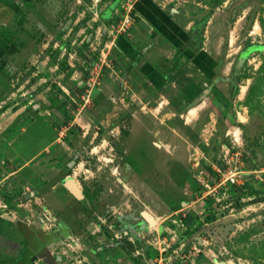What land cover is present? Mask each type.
Masks as SVG:
<instances>
[{"label":"rangeland","instance_id":"374dc122","mask_svg":"<svg viewBox=\"0 0 264 264\" xmlns=\"http://www.w3.org/2000/svg\"><path fill=\"white\" fill-rule=\"evenodd\" d=\"M139 1L0 0V264H27L23 225L56 238L54 264H264V0H150L205 100L157 114L120 86ZM68 178L69 230L49 207Z\"/></svg>","mask_w":264,"mask_h":264},{"label":"crops","instance_id":"0c3cea01","mask_svg":"<svg viewBox=\"0 0 264 264\" xmlns=\"http://www.w3.org/2000/svg\"><path fill=\"white\" fill-rule=\"evenodd\" d=\"M132 9L134 11L131 12V15L134 18L132 32L126 36L125 42L120 43V46L125 50L126 54L121 53L119 55L120 59H122L125 64V68H123L125 69V71L128 70L125 80H130V82L122 81L123 84L121 85L120 83V86L130 83V86L128 88L132 90L133 99H135L134 104H142V106H145V104H147V109L151 111V113L157 114L160 113V111L162 112L161 103L163 102V100L165 102L169 101V103H183L187 101L195 105L193 107L194 110L201 109L205 100H202L200 102L198 101V99L196 100V97L199 95L200 87L197 85H193L192 82H189L186 79L184 72L181 71V68L178 67L177 69H173L175 60L178 57L177 55L179 53V49L181 48V46H183L184 42L187 41L184 34L177 32L176 26L169 20L168 17H163L162 10L156 8L150 0H140ZM142 21L146 22V24L150 26V31L145 30L141 26L140 23ZM179 60L180 63L184 61L182 57ZM197 61H199L200 66L201 64H203V67L206 68V71L209 72V69H207V66H209V62L204 57L197 55L196 62ZM143 88L146 89L147 93L146 91H143ZM138 101L141 102L138 103ZM155 102H157L158 105L156 107H153V109H149V105ZM142 106L140 107V110L144 108ZM132 116L134 120L133 126H135L136 121L138 120V114L134 113L132 114ZM147 120L148 123H150V119L144 118L142 124L140 123V127L146 128V130L148 131L150 124H148L149 126L147 125ZM133 129L134 131L136 130V133L134 134L133 131L132 136H130L131 140L133 139V142L134 139L139 135L146 137L149 135L146 130H143V132L141 131V133L140 131H137L138 128L136 129V127H133ZM198 178L199 177L196 176V179ZM65 181H62L60 185H55V187L53 188L55 189L54 191L56 194L50 195L49 202L51 205L49 207L51 212H58L59 214L56 219V222L58 221V228L64 227L69 230V226L72 225L69 224L71 222V219L69 218V215H64L63 212L67 208L68 203L72 201L73 197L75 198V196L64 186ZM193 183H196L197 185L196 180ZM83 198L84 196L82 194V199ZM17 230L19 235L25 242V245L20 250V258L22 259V255H24V257L27 256V253L33 255L30 250V252H27L26 248L28 247V244H30L34 248L30 241L32 239H35V236L38 235L36 233V230H32L29 227L27 228V226L24 225ZM26 234L32 235L30 241H28L29 239H27ZM61 234L67 236L66 238H68V240H73L75 237L72 233H69L66 230H62ZM43 235L51 237L46 233ZM52 238L56 242L53 247L54 249L52 250L53 254L54 250L57 248V240L53 236ZM73 247L74 249H81L83 248V245H79L74 242ZM100 249L102 250V252H104L105 248L101 247ZM58 256L60 255L58 254L54 257ZM35 259L36 258L33 257V260ZM62 259L63 258L61 257V260ZM61 260H57L56 262H59Z\"/></svg>","mask_w":264,"mask_h":264},{"label":"water","instance_id":"95a60500","mask_svg":"<svg viewBox=\"0 0 264 264\" xmlns=\"http://www.w3.org/2000/svg\"><path fill=\"white\" fill-rule=\"evenodd\" d=\"M85 3H90L91 1L93 0H83ZM141 26L147 30V31H150L151 28L148 24H146V22L142 21L141 23ZM256 50L258 51H263L264 52V46H260L258 48H256ZM75 181L72 179V178H69L68 180H66L64 182V186L78 199H82V196H81V192L80 189H78V186H77V189L76 187L74 188L75 186ZM77 185V184H76ZM147 220H150L148 221L152 226L155 224L153 218H151V216H145ZM10 220H13V218H10ZM132 234H135L136 230L131 227V226H126ZM56 244L55 240L52 241V243L48 246V247H42V251L43 253H38L37 254V258L38 259H43L47 264H54L57 260H61V257L58 256V257H54L53 254H52V250L54 249V245Z\"/></svg>","mask_w":264,"mask_h":264},{"label":"flooded vegetation","instance_id":"af4514ba","mask_svg":"<svg viewBox=\"0 0 264 264\" xmlns=\"http://www.w3.org/2000/svg\"><path fill=\"white\" fill-rule=\"evenodd\" d=\"M41 237H42L41 235H36L35 236V239H32V242L31 243H32L33 246L36 247L35 248V251L33 252V255H32V257H34V258H37V254L39 252L40 253H43L42 247H44V246L45 247H48L52 243V241H53V238H51V237H44L45 238L44 240H42Z\"/></svg>","mask_w":264,"mask_h":264},{"label":"trees","instance_id":"16d2710c","mask_svg":"<svg viewBox=\"0 0 264 264\" xmlns=\"http://www.w3.org/2000/svg\"><path fill=\"white\" fill-rule=\"evenodd\" d=\"M31 236H32V235H30V234H26L27 239H31ZM27 257H28V256H25V259H26ZM25 261H27V264H34V261H35V260H33L32 255H30V257H28L27 260H25Z\"/></svg>","mask_w":264,"mask_h":264},{"label":"built area","instance_id":"2783aa9c","mask_svg":"<svg viewBox=\"0 0 264 264\" xmlns=\"http://www.w3.org/2000/svg\"><path fill=\"white\" fill-rule=\"evenodd\" d=\"M228 179H229V181L232 182V184H236V185H238V184H237V180H236V178H234V176H230Z\"/></svg>","mask_w":264,"mask_h":264}]
</instances>
